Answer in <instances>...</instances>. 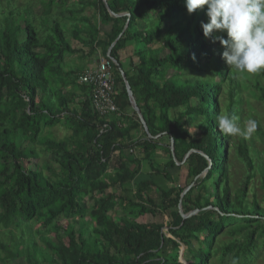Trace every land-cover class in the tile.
Returning <instances> with one entry per match:
<instances>
[{
    "label": "trees",
    "instance_id": "obj_1",
    "mask_svg": "<svg viewBox=\"0 0 264 264\" xmlns=\"http://www.w3.org/2000/svg\"><path fill=\"white\" fill-rule=\"evenodd\" d=\"M69 1H47L45 14L52 8L66 11L69 29L52 20L43 39L29 20L14 18L9 2L4 10L0 5V229L24 223L38 239L29 238L21 249L22 243L15 244L13 251L0 243V264L16 259L24 264H232L233 258L251 264L257 256L264 259V158L253 154L251 139L224 135L217 123L223 113L237 115L241 127L243 119L262 122L254 103L264 109V71L251 75L226 65L223 47L203 36L206 6L190 15L184 0H105L114 15H128L113 18L102 0H75L67 10ZM87 8L96 11L98 26L82 16ZM65 33L110 62L115 87L121 88L115 105H129L126 81L147 132L134 113L124 128L99 118L85 86H78L86 92L84 101L73 108L68 90L76 74L63 73V65L66 55L79 51ZM128 44L136 62L130 59L125 70L119 54ZM157 44L165 56L151 49ZM185 71L204 77L179 80ZM169 72L173 75L167 77ZM247 110L255 117L245 118ZM170 111L177 115L171 117ZM56 125L71 131L68 140L42 137ZM135 130L142 138L133 139ZM256 134L264 135L259 126ZM35 143L53 155L56 174L21 166V160L37 158L30 148ZM129 148H136L138 159L114 158ZM158 150L167 156L163 164L152 160ZM113 159L117 164L109 170ZM144 162L152 178L171 188L155 180L135 183ZM181 168L192 187L180 200L185 187L176 186L171 171ZM256 177L261 203L253 192L246 199ZM194 211L187 219L180 215ZM159 214L167 223L154 221ZM34 223L39 230L32 231Z\"/></svg>",
    "mask_w": 264,
    "mask_h": 264
},
{
    "label": "rangeland",
    "instance_id": "obj_2",
    "mask_svg": "<svg viewBox=\"0 0 264 264\" xmlns=\"http://www.w3.org/2000/svg\"><path fill=\"white\" fill-rule=\"evenodd\" d=\"M48 0H0V5H1V9L4 10L5 7V2H9L10 3V8L14 11L15 14V19L19 17H22L23 19L29 20L33 26H35V28L37 29L40 38H44L46 37L47 33L46 31L48 30V27L50 25V22L52 20H56L59 23L63 24L67 29H69V24L67 23L69 16L68 13L66 11H62L58 8H52L50 14L46 15L45 14V9L44 6L46 5ZM75 2V0H70L69 1V5H68V9L67 10H71V4H73ZM0 9V11H1ZM82 16L86 17L91 24L98 26V22L96 21L97 19V15H96V11L91 9V8H87L84 10ZM137 25L139 27V29L141 30L144 27V23L143 22H137ZM107 26V25H106ZM108 28L105 27V29ZM64 37L66 38L67 41H69L70 46L73 50L76 51H80L83 52L84 57L79 61V64L81 62V64H83V62H86V60L90 59V57H93L94 55H91L89 53V48L87 46H83L82 44H79L75 41H72L70 39L69 33H65ZM20 39L22 40L23 37L20 36ZM128 47V48H127ZM127 49L125 48V50H122L119 54V58H120V62L121 64L124 65V69L128 70V61L131 59L132 62H136L135 58H132L131 56L133 55L132 50L130 49V47L132 48V46L130 44L127 45ZM138 48H140V46H137ZM78 48V49H76ZM151 49L154 50H158L161 56H165L167 51L165 49L162 48L161 44H157L155 46H152ZM73 56V55H72ZM68 58H74V57H68ZM114 62V61H112ZM77 63V65H79ZM85 65V64H84ZM66 67V66H65ZM67 69H72L73 67H66ZM173 75V72H169L167 77ZM204 77L202 74H192V73H187L186 71L184 72V74L182 75V77L179 78V80L181 81H197L199 78ZM79 104V103H78ZM260 104H256L254 103V110L257 111L258 113H260L262 116H264V109H260ZM77 108V107H76ZM135 110L132 108V106L130 107L129 105H125V108L123 109V112H125V114H129L130 118L129 119H134V115L133 113L136 115V113L134 112ZM127 112V113H126ZM171 117H174L177 115L176 111H170ZM255 115V113H253L250 110H247V112L245 113V118L247 117H255L253 116ZM243 123H245L246 119L242 120ZM259 128L262 130V132L264 133V117L262 118V122H260L259 124ZM191 134H195L197 133L195 127L193 126V129L190 131ZM71 136V131L65 129L64 127H61L60 125H56L51 129L48 130H44L42 132V137L47 138V139H51L54 141H61V140H68V138ZM132 136L133 139L137 140L138 138H142L141 137V133L139 130H135L132 131ZM258 136V137H256ZM235 138V137H234ZM251 139V143H252V147L254 149L253 154H258L257 158L259 159H263L264 158V135L263 137H260L258 134L255 135L252 134V136L249 138ZM263 140V141H262ZM230 143V141H228ZM166 143V141H165ZM30 148H33L37 154V158L35 159H28V160H21L20 164L22 167H24L25 169H33L36 171H41L43 173V175L48 176L50 174H56L58 167L57 164L55 163L54 157L53 155H51L50 153H47L45 151H43V148L38 145V143L35 144H31ZM171 150V148H170ZM230 154L232 156L233 152L232 149L230 150ZM119 155H122V158L126 159V160H134L136 157L137 159L139 158L138 152L136 151V148H129L126 149L125 151H123L122 153H115L114 154V158L118 157ZM185 158V157H184ZM152 160L155 163H160L163 164L166 162L167 160V156L161 152H157L156 155H153ZM117 164V159H113L112 163L109 167V170ZM181 164V163H180ZM179 163H176V165H180ZM134 165H132L133 167ZM149 167L148 165L144 162L142 163L141 166V170L140 172L136 175L135 177V183H139L143 180H155L156 183L161 187V188H165V189H169L171 188L172 184L170 183H165L163 180L160 179H155L152 178V176L150 175V171H149ZM231 172L234 173V169H231ZM172 174V178L176 180V186H178V188H184L185 189L188 187L187 186V180L185 179V169L181 168L180 170L176 169L175 171H171ZM258 178L256 177V179L252 180V182L249 184L248 190L252 189V191H248L247 192V200L249 201L251 198V193H255L257 200L260 201V195L262 194L259 191V182H258ZM241 185V184H240ZM187 186V187H186ZM189 191V190H188ZM119 193V192H118ZM155 196V195H154ZM88 218V217H87ZM157 224H164V222L166 221V219L164 217H162V215H158L155 220H154ZM61 223V222H60ZM19 228H13L10 231L9 230H2L0 229V243L4 246H6L9 250L13 251V246H15V244H20L22 243L23 245L20 246L19 248H23L25 242L31 238L34 241H37V237L36 235H34L33 233L30 234V232L27 230V226L24 223H21ZM30 227L32 228V231H37L39 230V225L37 224H31ZM163 233L167 235V231L165 229H163ZM89 234V233H88ZM50 240L52 242L55 241V239L53 237L50 236ZM222 241H224L225 239L222 238ZM220 239V240H221ZM39 247H42V244L40 242H37ZM192 247L196 248V244L192 243ZM184 253V247L180 246V252H179V260H182V255ZM15 264H24V261L22 260H14ZM251 264H264V259H261V257H256L254 259V261Z\"/></svg>",
    "mask_w": 264,
    "mask_h": 264
},
{
    "label": "clouds",
    "instance_id": "obj_3",
    "mask_svg": "<svg viewBox=\"0 0 264 264\" xmlns=\"http://www.w3.org/2000/svg\"><path fill=\"white\" fill-rule=\"evenodd\" d=\"M184 6L190 15L206 6L203 36L219 42L229 68L251 75L264 71V0H184ZM238 121L234 113L217 116L219 131L227 136L249 139L259 126L253 118L243 127ZM232 264H238V259L233 258Z\"/></svg>",
    "mask_w": 264,
    "mask_h": 264
},
{
    "label": "built area",
    "instance_id": "obj_4",
    "mask_svg": "<svg viewBox=\"0 0 264 264\" xmlns=\"http://www.w3.org/2000/svg\"><path fill=\"white\" fill-rule=\"evenodd\" d=\"M111 70L110 62L100 59L93 69L77 78L79 85L89 88L92 110L99 117L118 113L114 102L117 92Z\"/></svg>",
    "mask_w": 264,
    "mask_h": 264
},
{
    "label": "crops",
    "instance_id": "obj_5",
    "mask_svg": "<svg viewBox=\"0 0 264 264\" xmlns=\"http://www.w3.org/2000/svg\"><path fill=\"white\" fill-rule=\"evenodd\" d=\"M128 48V47H127ZM126 48V49H127ZM76 49H78V48H76ZM130 49L132 50V52H133V48H131L130 47ZM79 51V50H78ZM74 57L73 59L72 58H68V57ZM101 54L99 53V51H97L96 52V54H94V56L93 57H90V59H88V60H86V62H83V64H81V62H80V64H79V61L78 60H81L83 57H84V54H83V52H80L79 51V53L78 54H75V55H66L65 56V61H64V65H63V73L65 72V73H72V72H74L75 74H76V77H74V76H72V78L70 79V81H71V83H70V85H69V90L68 91H70L72 94H73V103H74V105H75V107H73V108H76V109H79L80 107H78V105H76V104H81L83 101H84V96H85V94H86V92H85V94L83 93V92H81L82 91V89L80 88V91H79V87H81V85H79L78 84V82H77V80H76V78H78L80 75H82L85 71H88V70H91V69H93L95 66H96V64H97V62L101 59ZM77 63L79 64V65H77ZM85 64V65H84ZM68 66V67H70V66H72L73 68L72 69H67L66 67ZM79 74V75H78ZM123 78V77H122ZM73 80V81H72ZM75 80V81H74ZM124 82V86H125V83H126V81H123ZM72 84H74V85H72ZM79 86V87H78ZM115 90H116V92H117V94L118 93H120V90H121V88H119V86H117V87H115ZM125 91H126V87H125ZM116 94V95H117ZM126 96H127V102H128V104H130V102H129V99H128V95H127V92H126ZM115 99V98H114ZM134 101H135V99H134ZM114 102H115V100H114ZM121 103V102H120ZM135 104H136V102H135ZM121 106H122V103L118 106V105H116V107L118 108V113L117 114H113V115H111V116H104V117H99V118H106V120L107 121H116L117 122V124H118V126L119 127H126V126H129L130 125V122L129 121H133V119L131 118V119H129L130 117V115L129 114H125V112H123V110H120L119 108H121ZM125 108V104H123V106H122V108ZM130 107H131V104H130ZM136 107H137V105H136ZM91 109H92V107H91ZM138 109V108H137ZM93 111V110H92ZM138 111H139V109H138ZM135 112V111H134ZM127 113V112H126ZM136 113V112H135ZM139 113H140V111H139ZM137 115V114H136ZM136 118L138 119V116H136ZM138 121H139V119H138ZM139 124H140V126H142L141 125V123L139 122ZM62 127V126H61ZM103 128H105V125H103L102 126ZM142 128H143V126H142ZM143 130H144V128H143ZM145 131V130H144ZM146 132V131H145ZM171 142H172V140H171ZM73 146L76 144L75 143V141H73L72 143H71ZM170 148H171V156H172V152H173V149H172V146H170ZM157 152H161L160 150H158ZM163 153V152H162ZM157 154V153H156ZM155 154V155H156ZM186 158H187V155L185 156ZM186 158H184V160L186 159ZM183 160V161H184ZM190 187V188H189ZM191 187H192V184L190 185V186H188L187 188H189V190L191 189ZM186 188V189H187ZM186 189H184V190H186ZM183 190V191H184ZM188 192V191H187ZM186 192V193H187ZM183 193V192H182ZM181 193V194H182ZM181 196V195H180ZM184 197V196H183ZM182 197V198H183ZM181 197H180V200L182 199ZM166 219V218H165ZM165 223H167V220L165 221Z\"/></svg>",
    "mask_w": 264,
    "mask_h": 264
},
{
    "label": "water",
    "instance_id": "obj_6",
    "mask_svg": "<svg viewBox=\"0 0 264 264\" xmlns=\"http://www.w3.org/2000/svg\"><path fill=\"white\" fill-rule=\"evenodd\" d=\"M102 1H103V4L105 5L107 11L109 12L110 16H112L113 18H119V17H123V16H127V17H128V15H126V14L114 15L113 13H111V12L108 10V8H107V6H106V2H105V0H102ZM127 23H128V20H126V25L124 26L123 31H124L125 28L127 27ZM121 34H122V33H121ZM121 34L118 36L117 40L120 38ZM117 40H116V41H117ZM116 41H115V42H116ZM115 42L111 45V47H113V45L115 44ZM110 49H111V48H110ZM110 49L108 50V53H109ZM125 87H126V92H127V95H128L129 102H130L132 108L135 110V112H136V114H137V116H138L139 122H140L141 125L143 126L144 130L147 132V129H146L145 125H144L143 118H142L141 114L139 113V111H138V109H137V107H136V104H135V101H134L133 95H132V93H131V91H130V89H129V86L127 85V83H125ZM171 146H172V142H171ZM185 158H186V157H185ZM209 167H210V165H209ZM189 188H190V187H189ZM189 188H187L186 190L183 191V193H182L181 196H180L181 198L186 194V192L189 190ZM195 213H196V211L191 212V213H188V214H186V215H183L182 212H180V215H181L182 219H187V218L193 216Z\"/></svg>",
    "mask_w": 264,
    "mask_h": 264
}]
</instances>
